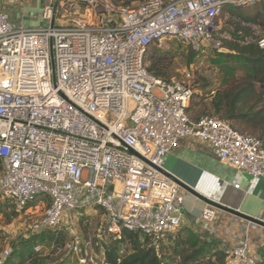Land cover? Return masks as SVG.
Returning a JSON list of instances; mask_svg holds the SVG:
<instances>
[{
  "label": "built area",
  "instance_id": "2783aa9c",
  "mask_svg": "<svg viewBox=\"0 0 264 264\" xmlns=\"http://www.w3.org/2000/svg\"><path fill=\"white\" fill-rule=\"evenodd\" d=\"M33 1L43 13L34 28L15 25L0 8V197L19 213L43 205L36 234L72 228L76 214L100 210V238L135 232L160 252L182 227L183 188L165 160L188 138L251 183L264 179L263 140L217 116L193 120L191 74L166 81L146 67L149 50L166 41L223 51L216 36L224 9L264 0ZM258 44L264 51V38ZM216 217L213 205L201 216ZM68 248L79 264H109L104 248L96 254L77 234ZM9 256L6 249L0 264ZM227 258L264 264L247 229Z\"/></svg>",
  "mask_w": 264,
  "mask_h": 264
},
{
  "label": "rangeland",
  "instance_id": "374dc122",
  "mask_svg": "<svg viewBox=\"0 0 264 264\" xmlns=\"http://www.w3.org/2000/svg\"><path fill=\"white\" fill-rule=\"evenodd\" d=\"M13 4L20 8L33 10L42 23L43 13L41 2L33 0H13ZM263 3L254 8L253 11ZM19 9V8H18ZM224 30L223 21L220 22ZM225 39L230 40V33L226 32ZM151 54H169L171 62L172 79L185 80V74L192 76L191 83L196 87L192 118H200L214 114L210 107V98L220 89H225L226 84L243 76L246 69L230 57L231 53L224 48L217 51L212 48L195 50L192 46L182 42L171 40L162 45L153 46ZM245 133L258 136V134L246 131ZM44 213L42 204H34L28 210L19 213L16 207L9 201L0 197V237L3 238V246L9 251H19L24 242H30L29 246H40L42 250L38 254L44 264H79L78 256L72 253L68 245L72 237L79 235L82 246L92 243L93 251L100 254L106 244L111 243L105 238H100V227L103 212L89 210L75 215L72 228H60L36 234L35 227ZM56 240V241H55ZM58 240V241H57ZM143 242V238H141ZM56 242V243H55ZM55 244L57 249H55ZM200 244L196 239L184 231H179L175 238H171L169 245L164 246L160 252L163 264H228L211 251L197 254ZM123 246L122 250H125ZM210 249V246H208ZM197 255V256H195ZM13 262L17 263L15 257Z\"/></svg>",
  "mask_w": 264,
  "mask_h": 264
},
{
  "label": "crops",
  "instance_id": "0c3cea01",
  "mask_svg": "<svg viewBox=\"0 0 264 264\" xmlns=\"http://www.w3.org/2000/svg\"><path fill=\"white\" fill-rule=\"evenodd\" d=\"M13 2L2 0L0 8L15 25L34 28L42 24L33 10ZM165 167L183 188L179 231L195 235L212 253L227 254L247 229L253 254L264 262V179L251 183L247 174L217 159L208 144L195 138L183 140L168 155ZM237 183L240 189L235 188ZM208 205L217 208L212 223L201 218Z\"/></svg>",
  "mask_w": 264,
  "mask_h": 264
},
{
  "label": "trees",
  "instance_id": "16d2710c",
  "mask_svg": "<svg viewBox=\"0 0 264 264\" xmlns=\"http://www.w3.org/2000/svg\"><path fill=\"white\" fill-rule=\"evenodd\" d=\"M111 1L116 7H131L133 4L144 2V0ZM261 4L226 7L218 18L220 30L216 36L217 39L221 40L223 47L231 53L230 57L239 61L246 72L243 76L226 84L225 89H220L211 96L210 107L214 114L206 116H217L228 121L241 133L247 134L245 132L249 131L258 134V136L247 135L255 136L264 141V51L260 49L258 44L264 38V5L253 11L248 10V8H254ZM221 21L224 23V30ZM226 32L230 33V40L224 38L223 34ZM169 59L170 56L167 53L151 54L149 50L146 56V67L155 77L170 81L172 73ZM193 88L196 93V87L193 86ZM195 97L194 94L188 109L189 115L193 111ZM200 118L192 119L198 120ZM1 171L2 160L0 159V173ZM192 236L201 245L197 254L210 252L206 244L201 243L195 235ZM141 238L139 233L127 232L121 241H110L111 243L104 247L107 263L163 264L160 252L164 248L157 252L147 246L146 240L142 242ZM29 244L30 242H24L19 251H10V256L4 264H44L41 257L34 252V248ZM57 245L59 244H55V249H57ZM123 246L126 248L121 256L120 250ZM5 250L3 238L0 237V260ZM215 256L227 261V254L221 251L216 252ZM12 257L17 258V263L13 262Z\"/></svg>",
  "mask_w": 264,
  "mask_h": 264
}]
</instances>
